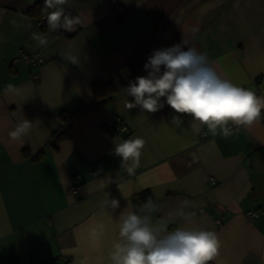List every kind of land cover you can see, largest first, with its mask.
<instances>
[{
    "label": "crops",
    "instance_id": "obj_1",
    "mask_svg": "<svg viewBox=\"0 0 264 264\" xmlns=\"http://www.w3.org/2000/svg\"><path fill=\"white\" fill-rule=\"evenodd\" d=\"M108 1L69 0L66 11L81 24L54 37L28 14L44 0H0V264H112L118 217L138 211L146 190L160 205L155 219L170 220L184 200L194 205L186 211L195 216L170 222L169 230L215 231L222 247L209 264H264V116L239 130L229 122L233 132L224 138L206 126L195 133L192 117L166 103L154 113L125 106L133 100L125 89L135 57L182 38L206 53L221 77L264 97V0ZM21 49L46 63H14ZM99 80L119 90L105 107L91 88ZM63 109L82 111L74 136L56 151L50 141L64 125ZM117 118L128 134L114 133ZM25 119L28 135L11 139ZM137 136L146 141L139 163H125L116 143ZM108 199L119 207L111 209ZM251 211L259 212L253 221Z\"/></svg>",
    "mask_w": 264,
    "mask_h": 264
},
{
    "label": "clouds",
    "instance_id": "obj_2",
    "mask_svg": "<svg viewBox=\"0 0 264 264\" xmlns=\"http://www.w3.org/2000/svg\"><path fill=\"white\" fill-rule=\"evenodd\" d=\"M68 4L69 0H44V9L51 10L46 17L49 32L61 28L73 31L81 24L78 16L66 11ZM34 39L40 46L48 43L39 35L34 34ZM68 60L76 62L77 57ZM144 69L147 75L136 77L125 89L126 95L133 98L126 102L129 110L139 107L143 112L154 113L166 103L175 113L192 117L190 127L195 133L206 126L214 136L224 138L233 132L229 122L239 130V126H252L261 118L264 97L221 77L207 54L184 38L171 47L154 50ZM172 123L180 127L183 121L173 116ZM31 127L32 123L25 119L9 137L15 140L26 136ZM145 143L138 136L124 139L116 143L115 155L125 163L138 164ZM106 204L113 210L119 207L117 199H108ZM192 207L190 201L184 200L170 220L155 219L160 205L149 197L138 211H122L118 217L121 242L114 243L109 253L112 264H209L222 247L215 231L183 226L169 230L170 222L176 219L190 221L195 212L186 209Z\"/></svg>",
    "mask_w": 264,
    "mask_h": 264
},
{
    "label": "trees",
    "instance_id": "obj_3",
    "mask_svg": "<svg viewBox=\"0 0 264 264\" xmlns=\"http://www.w3.org/2000/svg\"><path fill=\"white\" fill-rule=\"evenodd\" d=\"M47 9H44L43 6L36 5L33 9H31L28 14L33 16L34 19L40 17ZM43 31L49 33L50 35L56 37L63 35L62 29L57 30L56 32H49L48 28H42ZM68 38L72 39L73 35H67ZM149 57V50L139 54L135 57V59L130 64V69L132 71V77L130 81H134L136 77L143 76L145 73L144 65L147 62ZM130 83V82H129ZM95 101L98 106L105 107L111 104L114 101V97L119 93L118 88L110 83L99 80L94 82L91 86ZM80 111H69V110H61L59 112V116L62 119L64 125L62 128L57 131L51 138L50 145L54 150H59V146L65 141L71 139L74 136V121L75 118ZM44 156V152H40L34 159L36 161L42 159ZM142 203H144L149 197L153 200V196L150 190H146L140 194Z\"/></svg>",
    "mask_w": 264,
    "mask_h": 264
},
{
    "label": "built area",
    "instance_id": "obj_4",
    "mask_svg": "<svg viewBox=\"0 0 264 264\" xmlns=\"http://www.w3.org/2000/svg\"><path fill=\"white\" fill-rule=\"evenodd\" d=\"M130 1H136V0H109L108 3L112 6H114L117 3H128ZM51 10H46L40 17L36 18V24L39 28H48V23L46 20L48 12ZM15 62H23L24 64L28 66H34V67H41L46 63V59L44 56H42L39 53H28L24 49L19 50L17 57L14 59ZM264 116V109L261 111V117ZM113 131L116 134H128L130 132V127L127 123H125L122 118H117L113 124ZM211 184H216V180L214 178H210ZM74 192H76L75 189H73ZM259 217L258 211H251L248 213V218L250 220H255ZM219 225H222V222H219Z\"/></svg>",
    "mask_w": 264,
    "mask_h": 264
}]
</instances>
